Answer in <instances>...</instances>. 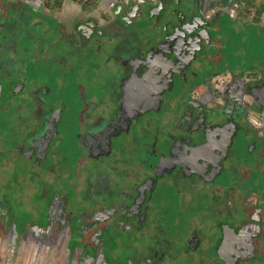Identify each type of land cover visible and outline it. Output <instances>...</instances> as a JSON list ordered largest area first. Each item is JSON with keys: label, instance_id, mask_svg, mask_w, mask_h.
I'll list each match as a JSON object with an SVG mask.
<instances>
[{"label": "flooded vegetation", "instance_id": "obj_1", "mask_svg": "<svg viewBox=\"0 0 264 264\" xmlns=\"http://www.w3.org/2000/svg\"><path fill=\"white\" fill-rule=\"evenodd\" d=\"M59 2V17L41 0H21L6 14L27 13L25 39L32 28H42L38 42L53 34L61 47L53 57L40 44L18 52V28L11 33L0 11V111L15 108L7 120L29 126L17 141L0 133L3 210L46 226L61 216L65 232L93 230L96 249L117 263L264 264V201L254 197L264 191V136L247 144L242 125L264 110V52L257 41L244 46L255 39L246 27L264 26V0H104L86 10L92 20L84 5L68 12ZM38 11L56 19L53 30ZM230 33L239 47L227 48ZM85 51L109 68L113 111L68 134L65 104L50 101L48 85L30 81L26 93L23 77L52 66L49 58L66 69ZM24 104L32 112L20 114ZM244 145L256 155L249 163Z\"/></svg>", "mask_w": 264, "mask_h": 264}, {"label": "rangeland", "instance_id": "obj_2", "mask_svg": "<svg viewBox=\"0 0 264 264\" xmlns=\"http://www.w3.org/2000/svg\"><path fill=\"white\" fill-rule=\"evenodd\" d=\"M42 1L46 3L47 7L52 6V8L48 9V11L50 10L51 14L53 12L54 13L56 12L55 14L58 17L60 15L63 16V14L60 13V9L62 8V5L60 4L59 0H41V3H39L41 6L43 5ZM20 2L21 0H0V11L3 13V20L7 19L11 21V24L13 23L12 27L10 28V32L12 33L13 28L14 30L16 27L18 28L16 32V37L13 38L14 44L16 45L18 52H22V50L26 49L28 51V54H33V46L40 44L38 45V47H40L41 50H47L46 54L48 55V57L57 56V54L61 51V47L59 48L58 44L55 45L52 42L53 34H50V33H49L50 35L42 34L43 35L42 40L38 42L37 39L36 40L34 39H35V36L41 34L40 31L42 30V28L40 29L32 28L31 35L34 36L33 39L31 38L32 39L31 40V39L24 38V37L27 38L26 34L28 33L29 25H24L21 22L19 23V21L28 22L29 20L22 19L23 16L28 17L27 13H24L15 19L14 17H12V15L10 17L6 15L8 9L16 11V8L20 6ZM35 2L37 3V0H35ZM65 2L67 5V8L65 9L66 10L68 9L69 10L68 12H70L71 9L75 11L76 9H79L80 7H82V5H84L85 10H83L82 12L84 15L90 16L88 17V19L90 20H92L93 16L95 15H93V13H91V15H89V13L87 14L86 10L89 8H96L95 6L96 3L104 4V0H65ZM259 4L260 2L258 3V5ZM33 14L34 15L36 14L37 16L39 15V18L43 20L42 27L44 29L53 30V27L56 22V19H54V17H53L54 21H52L51 20L52 18L48 19V15L47 16L40 15L39 11L33 12ZM8 15H10V13H8ZM18 18L21 20H18ZM223 19H224L223 23L225 24L223 28H227V30L230 31L229 25L231 24L232 20H229L228 16L226 17L223 16ZM249 30L251 34L255 37V39H253L250 35L248 37L247 43L244 46H246L247 48L250 47L251 49V45L257 41L259 44L257 46L259 47L260 54L263 53L264 52V37L260 35V33L258 32L256 28L252 29L251 25L247 26L244 31L247 32ZM229 39L231 40V44L227 46L228 49H233V45H234V48L237 46L239 47V42L236 41L234 37H232L231 33H230ZM240 46L242 47L241 48L242 52L240 53V56H242L244 51L246 53L247 48L244 47L242 44H240ZM35 49L38 52L36 47ZM68 51H70V49H68L66 52L65 48L63 47L62 54L67 55ZM86 51L85 53L83 52L84 54L82 56L75 57L73 59L68 58V61L71 65L70 67H67L66 69L65 68L63 69L61 66H59L60 62H57V60H59L57 57H55L54 61L51 58H49L44 63L50 64L52 66L46 65V66H42L39 69L35 68V70H32L30 68V72H28L29 76L26 75L23 77L25 79V82L27 83L26 93L29 92L28 88L30 86V81L34 83L35 85L37 84L38 85H42V84L48 85V87L50 88V101H54V102L58 101L61 104H65V107L67 110L65 111L64 116L68 118V123H67L68 127H66L67 131L69 132L68 134L83 132L85 129L96 124V121L99 120L97 119V117L99 118L103 117V120H106L110 118V116L112 115L111 112L113 111V108L111 106L112 90L109 84L105 83L106 79L104 78V75H106V73L109 71V68H106V66H101L98 61L96 65V54H92L90 52L86 53ZM240 56H238L237 58H239ZM43 67L44 69H42ZM61 74L63 75V77H61V81H59L60 79L59 76H61ZM18 101H20V104H23L24 102H26V101H21L19 99ZM96 108H97V111H96ZM29 109L31 110L30 112H32L33 110L32 107L28 104H24L23 111H20V114L27 112V110L29 111ZM3 111L4 112L0 111V118L6 121L3 122L4 126L0 127V133L2 134L1 137L4 139V142L5 141L8 142L10 140L17 141L18 138L21 139V137L26 133L25 130L29 126L13 127L12 121H8L7 119L9 117L12 118L13 115L17 113V111H15V108H13L12 110L10 108V110L6 109ZM23 118H30V117L23 116L20 119L24 121ZM32 121H35V120H32ZM125 137L126 139H128L129 135H125ZM125 137L121 138L120 140H123ZM238 142H239V139L237 138L236 143L238 144ZM243 148L245 152L242 151V153H240L241 159H243L244 162H247V163H249L250 161H253L256 156L255 153H252L249 150H247V148H245V145ZM235 155L236 154L232 153L230 158H236L237 155L236 157ZM243 160H236L234 164L239 161L243 162ZM16 171L20 172V170L18 169H16ZM230 175H231L230 173H227V177L229 181H231L229 179ZM232 175L234 174L232 173ZM222 180H224L223 177H222ZM254 181H255V178L251 177L248 182L253 183ZM260 187H261V184L257 186L258 189ZM253 188L254 187H252V189ZM29 216L32 217V215H29ZM63 225H64V222H63ZM107 250L111 251L112 246L110 245ZM120 256L123 259L124 252Z\"/></svg>", "mask_w": 264, "mask_h": 264}, {"label": "crops", "instance_id": "obj_3", "mask_svg": "<svg viewBox=\"0 0 264 264\" xmlns=\"http://www.w3.org/2000/svg\"><path fill=\"white\" fill-rule=\"evenodd\" d=\"M255 1L233 0L241 5H253ZM260 4L264 5L262 2ZM261 27L264 26L261 25L258 32L264 37V29ZM254 117L257 121L243 120L242 125L250 129L251 137L246 141L247 144L252 141L259 143V139L264 136V110L254 114ZM252 150L250 148L249 151ZM243 172L246 173L244 170ZM261 172L264 175V161ZM254 197L256 201L263 203L264 191H256ZM3 209L5 210L0 205V264H123L108 260L107 257V261L102 260L100 250L96 249L93 230L65 232L64 225H60L63 220L61 216L51 221L53 227L49 229L46 224L36 223L27 215L21 218ZM14 222L17 223L18 235L14 232ZM110 254L109 252L108 257Z\"/></svg>", "mask_w": 264, "mask_h": 264}, {"label": "water", "instance_id": "obj_4", "mask_svg": "<svg viewBox=\"0 0 264 264\" xmlns=\"http://www.w3.org/2000/svg\"><path fill=\"white\" fill-rule=\"evenodd\" d=\"M63 220H65L66 222L69 221V220H67L65 218H63ZM63 220H62V222H60V225H63ZM48 221L50 222V226H51L52 225V222L50 221V219H48ZM50 226L48 228H50ZM14 232L16 233V235H18V233H17V223L16 222H14ZM90 242H93V241L90 239ZM99 256L102 258L103 261H107L106 255L103 253L102 249L99 251Z\"/></svg>", "mask_w": 264, "mask_h": 264}]
</instances>
